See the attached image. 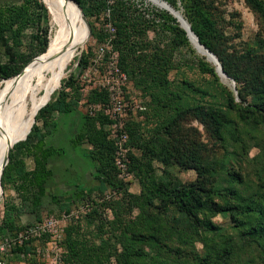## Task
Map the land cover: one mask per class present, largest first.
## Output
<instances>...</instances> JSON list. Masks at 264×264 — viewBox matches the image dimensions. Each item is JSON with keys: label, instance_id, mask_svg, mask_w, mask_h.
Listing matches in <instances>:
<instances>
[{"label": "rangeland", "instance_id": "rangeland-1", "mask_svg": "<svg viewBox=\"0 0 264 264\" xmlns=\"http://www.w3.org/2000/svg\"><path fill=\"white\" fill-rule=\"evenodd\" d=\"M113 1L99 0V12L84 17L85 39L81 14L69 9L82 29L79 49L60 82L36 97L37 121L34 116L30 125L41 131L43 122L54 125L45 138L55 149L46 165L51 176L36 208L23 201L31 191L21 190L16 172L0 184V221L22 226L18 232L0 228V264H122L123 248L140 253L130 264H264V98L253 93L264 84V0H199L212 47L240 73L237 88L253 93L243 102L206 55L180 38L175 19L151 0H130L148 27L134 36L133 51L121 64L124 51L117 49L111 25ZM19 2L0 0V6ZM175 10L184 17L187 8L175 0ZM40 26L47 27L48 42L49 19ZM35 31L22 30L17 63L38 49L31 36L42 33ZM81 51L84 67L77 66ZM6 61L1 50L0 63ZM69 77L74 89L64 91L77 99L76 106L48 117L49 98ZM6 81L0 83V117L5 105L14 107ZM98 92L123 104L124 156L133 178L126 183L115 178L123 184L120 190L96 178L97 162L79 138L88 108L102 104L94 102ZM34 93L24 98L19 125L26 123ZM21 161L24 170L33 167L31 157ZM148 181L167 190L192 187L210 210L200 208L190 218L152 196ZM81 191L90 192L94 206L77 199ZM224 249L229 253L217 259Z\"/></svg>", "mask_w": 264, "mask_h": 264}, {"label": "trees", "instance_id": "trees-1", "mask_svg": "<svg viewBox=\"0 0 264 264\" xmlns=\"http://www.w3.org/2000/svg\"><path fill=\"white\" fill-rule=\"evenodd\" d=\"M72 1L77 3L84 17L97 14L99 12V5H101L99 0ZM163 1L175 9V0ZM178 1L181 3L183 8H187L183 18L189 24V28L196 36L198 43L216 57L223 73H225V75L233 81L234 89L240 102H243L246 96L252 95L253 93H256L258 98H264L263 83L257 84V88L252 94H250L249 91H242L237 88V85L241 81V75L232 65L230 59H226L222 55H219L212 47L207 34L210 29V22L205 18L200 8L199 0ZM44 7L45 5L43 3L41 4L38 0H21L19 3H7L0 6V51L2 50L7 55V61L0 63V80H2L0 83L10 78L19 76L27 69L34 59L40 55L42 56L47 50L49 42V39L48 42L46 40L47 27L40 26L42 22H45L46 17L48 21V12L46 7ZM68 7V9L75 10L69 5ZM88 8H91L94 11L89 12ZM133 11H136V13L134 14ZM110 12L113 19L111 25H113L115 29L114 43L117 45V49L124 51L121 53L120 57L122 64L124 57L128 56L130 51H133L130 47L133 45L134 36L142 33L148 26L144 16L134 8V4L130 0H114L112 2ZM171 21L174 20L171 19ZM150 23L152 24L154 22ZM27 27L35 28V32L42 33V37H38L35 34L31 36L33 40L37 41L38 49L27 56L24 55L20 61L21 63H17L19 58L17 48L21 45L20 35L22 30ZM178 35L184 42H186V36L182 29L178 30ZM86 64V54L81 51L77 60V66L84 67ZM208 70L211 73L213 71L211 67H208ZM72 87H74L72 77H69L68 80L61 82V89L55 96H51L49 98V102L47 103L48 117H52L57 113H68L73 110L76 106L77 99L66 98V92L64 91L66 88L74 89ZM94 96L95 103H104L106 101L105 98H102L100 92L94 93ZM261 103L264 107V100H262ZM36 121L37 117L35 116L34 122ZM106 124L107 120L101 114L85 116V129L79 138L90 146V158L97 162L96 178L111 188L120 190L121 185L123 184L115 179V169L112 163L113 144L107 138V133L104 130V126ZM53 126L54 125L52 123L43 122L44 128L41 131L33 124L25 139L12 145L8 152L7 164L3 167L0 177L1 187H4L9 173L13 171L16 172L18 174L17 181L18 184L21 185V190H23V192L31 191L28 192L29 196L24 198L23 201L29 203L33 208L38 206L40 197L43 193V187L48 178L51 176V170L47 168L46 165L49 157L55 153V149L52 146H47L45 144V138L50 132V127ZM140 146L141 144L139 147ZM21 156L32 158L33 167L30 170L23 169ZM131 168L137 169V163L133 162V164H131ZM147 188L152 196L167 199L174 207L177 208L179 212L190 218H194L196 210L200 208L210 210L207 203L200 200L199 195H197L195 189L192 187H181L167 190L163 188L161 189L156 184L148 181ZM90 195V192L85 193L84 191H81L76 194V197L78 200L90 202V204L94 206V202L91 200ZM139 209L141 208L139 207ZM211 209L214 210V208ZM216 211L219 212V208ZM92 213L96 214V211L92 210ZM0 228L7 232H18L22 229V226H19L10 220L6 221L3 219L0 221ZM12 248L13 247L10 249ZM228 253L229 250L224 249L216 254V258L222 259ZM139 255V252L123 248L121 251L122 264H130L131 259ZM201 262H204V260H201Z\"/></svg>", "mask_w": 264, "mask_h": 264}, {"label": "bare ground", "instance_id": "bare-ground-1", "mask_svg": "<svg viewBox=\"0 0 264 264\" xmlns=\"http://www.w3.org/2000/svg\"><path fill=\"white\" fill-rule=\"evenodd\" d=\"M48 11L49 25L52 36L49 39L47 50L38 56L19 76L5 82V93L14 107L5 105L0 117V166L6 161V154L10 146L23 139L35 116L38 107L39 94L46 95L64 77L73 56L80 46L82 29L76 16L68 9V5L80 12L75 4L65 0H40ZM164 8L170 15L181 19L180 12H173L160 0H151ZM81 14V13H80ZM85 35L87 28L84 22ZM84 41V40H83ZM195 49L205 56L204 51L197 45ZM224 81V80H223ZM35 92V93H34ZM34 93V99L29 109L24 125H19L24 116V98ZM23 121V120H22Z\"/></svg>", "mask_w": 264, "mask_h": 264}, {"label": "built area", "instance_id": "built-area-1", "mask_svg": "<svg viewBox=\"0 0 264 264\" xmlns=\"http://www.w3.org/2000/svg\"><path fill=\"white\" fill-rule=\"evenodd\" d=\"M96 112L107 120L108 130L107 138L113 144L112 163L115 169V177L123 183H126L133 178L132 172L129 170L125 160V141L126 134L123 131V104L121 98L111 96L102 104H94L87 110L88 115L93 116Z\"/></svg>", "mask_w": 264, "mask_h": 264}, {"label": "water", "instance_id": "water-1", "mask_svg": "<svg viewBox=\"0 0 264 264\" xmlns=\"http://www.w3.org/2000/svg\"><path fill=\"white\" fill-rule=\"evenodd\" d=\"M65 1L73 2V3L75 4V6L77 7V9L80 11L81 16H82V18H83V20H84V22H85L86 28H87V38H88V36H89V27H88V25H87V23H86V20H85L83 14H82L80 8L78 7L77 3L74 2V1H72V0H65ZM161 1H162L165 5H167L168 7H170V8L172 9V7L169 6L165 1H163V0H161ZM177 11H178V10L173 9V12L176 13ZM178 12H179V11H178ZM173 18H174L175 21L178 23V26L184 31L185 36H186L188 42L193 46L194 49H195V45H197V46H199V47L204 51V53H205V55H206V56H205V59L213 65V67H214V71L216 72L217 76H218L222 81L224 80L223 82H224V83H227V84L230 86L231 90L233 91L234 95H236V92H235V89H234V83H233V81H232L230 78H228V77L225 75V73H223V71H222V69H221V66H220L218 60L216 59V57H215L212 53H210L206 48H204L201 44L198 43L196 36H195V35L192 33V31L190 30V28H189V24L185 21V19L182 17V15L180 16L181 19H178L177 17H173ZM28 132H29V130H28ZM28 132H27V133H28ZM26 135H27V134H26ZM25 137H26V136H25ZM25 137H24L23 139L19 140V141H23V140L25 139ZM16 142H18V141H16ZM16 142H15V143H16ZM13 144H14V143H13ZM13 144H12V145H13ZM12 145L10 146L9 150L11 149ZM9 150L7 151V154H6V161H5V163H4L3 165L0 166V177H1L2 169H3V167H4V166L6 165V163H7V160H8V152H9Z\"/></svg>", "mask_w": 264, "mask_h": 264}]
</instances>
